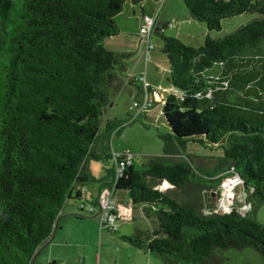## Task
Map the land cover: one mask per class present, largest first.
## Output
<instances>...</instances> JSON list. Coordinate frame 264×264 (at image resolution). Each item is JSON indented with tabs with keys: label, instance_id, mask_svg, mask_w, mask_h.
<instances>
[{
	"label": "trees",
	"instance_id": "16d2710c",
	"mask_svg": "<svg viewBox=\"0 0 264 264\" xmlns=\"http://www.w3.org/2000/svg\"><path fill=\"white\" fill-rule=\"evenodd\" d=\"M140 1L0 0V264L33 263L67 208L84 210L83 189L96 181L89 164L110 152L103 188L156 220L148 241H123L163 264H264V0H184L207 29L202 45L156 23L173 91L161 110L163 154L146 163L113 150L145 97L133 98L127 121L108 115L129 57L112 45L123 34L117 17ZM147 15H135L140 30ZM244 15L255 17L219 34ZM190 144L218 152L216 167L189 154ZM235 175L245 202L217 211L218 188Z\"/></svg>",
	"mask_w": 264,
	"mask_h": 264
},
{
	"label": "crops",
	"instance_id": "0c3cea01",
	"mask_svg": "<svg viewBox=\"0 0 264 264\" xmlns=\"http://www.w3.org/2000/svg\"><path fill=\"white\" fill-rule=\"evenodd\" d=\"M150 3L153 11V1L141 0L137 4L130 2L124 12H127L131 16L141 15L143 11L146 14H150L146 9V4ZM112 45L115 49L128 53L129 56L126 59V69L119 74L121 88L118 92V96L124 91H129L132 98L137 97L141 99L146 97L148 93L144 89L143 82L139 80L140 77L145 76L146 80L152 86V90L149 94L155 98L153 108L155 109L158 107L160 110L156 117H159L161 120L163 102L167 94L172 92L173 89L168 87V63L165 57L160 53V47L158 49L155 48V50L149 53V57L146 58L145 50L147 43L142 36L132 40L126 39L122 34ZM160 74L163 75V81L160 80L162 79ZM113 108L114 106L110 108L109 117L112 116L111 111ZM152 111L153 110L148 111L141 117L145 119H149L150 116L154 117L156 112L153 113L154 111ZM116 137L117 136L113 139V150L116 152H127L128 150L124 148H115L114 144ZM111 157L113 158V153L111 154L110 152L107 158L99 162L92 161L89 164V169L96 181H91L92 184L89 185H87V183L83 189L85 206L84 210L79 209L82 211V220H76L75 215L78 216L79 214L64 213V215L59 218L56 230L51 239L39 249L34 256L32 264H160L157 256H154V254L146 251L144 248L131 245L122 239V237L128 236L126 232L121 231L123 220L134 221L137 218H146L141 208L129 202L126 194L122 193L119 195L120 198H115L117 203L118 200L124 203H118L119 205L115 213L118 217L117 221L121 222L119 224L116 223L113 232L119 236L125 244L129 245L130 248H126L123 245L116 246V243L112 245L107 239L103 241V239L106 238V232H104L106 228H100L98 216L100 212L99 197L104 188L103 183L99 180L108 176L107 173L110 169L107 167L108 164L105 160L111 161ZM96 163H103V165L96 166ZM109 180L110 177L107 178L106 181ZM75 210L77 212L78 209L75 208ZM149 221L151 230L145 231L137 227L136 233L131 236L141 241H148L151 237V232L154 230V221ZM107 232L111 233L110 230H107ZM97 235L99 237V242Z\"/></svg>",
	"mask_w": 264,
	"mask_h": 264
},
{
	"label": "rangeland",
	"instance_id": "374dc122",
	"mask_svg": "<svg viewBox=\"0 0 264 264\" xmlns=\"http://www.w3.org/2000/svg\"><path fill=\"white\" fill-rule=\"evenodd\" d=\"M151 1H153L154 10L152 11L151 9V3L146 4V9L151 15L158 14L157 23L166 22L169 24L168 28L166 29L167 36L177 37L185 43L192 45H202L204 43L207 34V29L203 23L195 21L191 18L189 10L184 0ZM253 17L255 16L244 15L240 17L226 19L222 22V31L219 34L232 31L240 25L251 20ZM117 22L122 28L123 37L132 40L138 39V37L140 36V24L138 17L131 16L127 12H124L117 17ZM216 34V32L213 33V35ZM151 41L156 46V49L161 46V39L157 35H153ZM161 76L162 79L160 80L163 81V75ZM132 102L133 98L129 91L122 92L116 99V105L111 111L112 117L116 116L123 121L129 120V118L131 117L129 116V114L132 113L130 112V105L132 104ZM151 110L154 111H152L153 113L156 112V114H154V117L150 116L149 119H145L141 116L134 118L131 124L124 126L121 134L116 137L114 144L116 149H118V147H121L128 150L127 152L130 153V156L133 157L134 160L138 163H146L152 156L163 154V142L159 139L158 133H166L168 131L167 125L164 121H162V119L160 120L159 117H156V115H158L160 111L158 107L155 109L152 108ZM188 153L191 155L197 154L203 156L205 158L204 166L207 169L212 170L217 165L216 158H211L214 156L217 157L219 155L216 151L213 152L210 151V149L208 148L194 146L190 144L188 148ZM113 161L114 159H112L111 161L105 160V162L108 164L107 167L109 169L113 168ZM194 163L198 168L203 171H206L204 166L201 167L200 164L195 161ZM95 165H103V163H96ZM114 167L116 168V166ZM89 184H92V182H89L87 185ZM243 191L244 187L242 184L238 185L235 189V197L232 204L233 207L238 206V203L240 202H245L246 194ZM217 192L218 194L215 196L216 205H218L219 203L220 188H218ZM75 208L78 209L77 212ZM67 209L66 210L68 212H65V214H82V211H80L77 206L72 208L69 207ZM257 218L260 222L264 224V205L257 210ZM155 221L156 220L154 219V226ZM120 222L121 221H117L116 223L119 224ZM149 222L150 221L147 217L144 219L137 218L134 221L123 220V226L121 231L126 232L128 236H131L136 233L135 231L137 230V227L145 231L151 230ZM104 232H106V238L104 236L105 239H103V241L107 239V241L110 242L112 245L116 243V246L123 245L126 248H130L129 245L125 244L119 236L114 234L113 231H111V233H108L107 230L104 229ZM97 238L99 242L98 235ZM157 259L159 260L160 264H163L159 256L157 257Z\"/></svg>",
	"mask_w": 264,
	"mask_h": 264
},
{
	"label": "built area",
	"instance_id": "2783aa9c",
	"mask_svg": "<svg viewBox=\"0 0 264 264\" xmlns=\"http://www.w3.org/2000/svg\"><path fill=\"white\" fill-rule=\"evenodd\" d=\"M158 20V14L147 15L144 18L143 25L141 27V34L145 36L147 40V50H152L151 44L152 31ZM155 101L154 97L147 96L142 101L134 102L131 110H134V118L148 112ZM131 157V156H130ZM121 166V165H118ZM120 169V167H119ZM119 169L117 172H119ZM242 184L238 176H232L223 181L220 186L219 203L217 205V211L230 212L232 210V204L235 197V189L238 185ZM100 212H99V223L100 228L115 229L117 215L115 211L118 208V203L114 199L112 192L109 189H104L100 193L99 197Z\"/></svg>",
	"mask_w": 264,
	"mask_h": 264
},
{
	"label": "water",
	"instance_id": "95a60500",
	"mask_svg": "<svg viewBox=\"0 0 264 264\" xmlns=\"http://www.w3.org/2000/svg\"><path fill=\"white\" fill-rule=\"evenodd\" d=\"M165 122V121H164ZM166 123V122H165Z\"/></svg>",
	"mask_w": 264,
	"mask_h": 264
}]
</instances>
